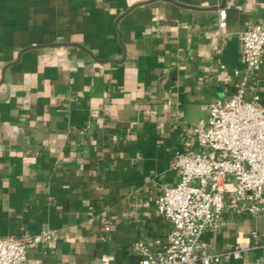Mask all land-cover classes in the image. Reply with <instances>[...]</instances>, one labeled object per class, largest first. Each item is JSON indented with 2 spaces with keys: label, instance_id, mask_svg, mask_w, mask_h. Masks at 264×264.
I'll return each instance as SVG.
<instances>
[{
  "label": "crops",
  "instance_id": "obj_1",
  "mask_svg": "<svg viewBox=\"0 0 264 264\" xmlns=\"http://www.w3.org/2000/svg\"><path fill=\"white\" fill-rule=\"evenodd\" d=\"M262 20L264 0H0V237L52 232L27 249L40 264H138L139 241L159 251L171 160L235 91L240 33ZM245 91L264 99V51ZM252 229L264 215L227 211L200 242L229 250Z\"/></svg>",
  "mask_w": 264,
  "mask_h": 264
},
{
  "label": "built area",
  "instance_id": "obj_2",
  "mask_svg": "<svg viewBox=\"0 0 264 264\" xmlns=\"http://www.w3.org/2000/svg\"><path fill=\"white\" fill-rule=\"evenodd\" d=\"M240 45L243 77L230 96L210 103L205 119L192 127L193 147L171 160L178 179L154 199L155 213L171 228L159 251L141 241L134 244L142 254L138 264H218L225 256L249 264L248 253L264 249V231L257 229L229 250L210 251L200 242L205 231H218L227 211L264 215V99L245 98L246 80L262 61L264 20L240 33ZM99 222L107 231L108 219L99 216ZM51 241L50 231L2 236L0 264H40L27 259V249ZM112 261L111 255L100 257V264ZM255 264H264V254Z\"/></svg>",
  "mask_w": 264,
  "mask_h": 264
},
{
  "label": "rangeland",
  "instance_id": "obj_3",
  "mask_svg": "<svg viewBox=\"0 0 264 264\" xmlns=\"http://www.w3.org/2000/svg\"><path fill=\"white\" fill-rule=\"evenodd\" d=\"M264 190V189H263ZM264 192V191H263Z\"/></svg>",
  "mask_w": 264,
  "mask_h": 264
}]
</instances>
